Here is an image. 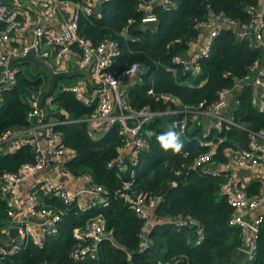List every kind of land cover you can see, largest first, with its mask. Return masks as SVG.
Instances as JSON below:
<instances>
[{
	"label": "trees",
	"instance_id": "1",
	"mask_svg": "<svg viewBox=\"0 0 264 264\" xmlns=\"http://www.w3.org/2000/svg\"><path fill=\"white\" fill-rule=\"evenodd\" d=\"M145 2L101 0V11L79 14V32L92 43L106 38L116 40L112 56L117 72L134 61L145 65L142 79L125 86L131 106L191 108L187 129L180 136L184 147L179 154L161 148L157 135L170 127L178 132L173 124L164 125V119L172 123L175 114L155 116L141 126L147 145L137 148L135 161L126 159L124 168L118 157L127 134L120 123L92 129L88 118L94 113L95 105L85 104L71 89L63 88L58 78L54 91L41 98L46 104L47 118L57 120L50 130L60 131L61 144L72 151L64 161L65 167L77 175L92 174L96 182L105 186L108 203L84 209L76 199L65 202L56 192L46 194L45 203L58 208L62 217L57 222V232L47 234L39 244L32 239L20 241L7 237L2 227L11 221L8 213L11 205L9 196L0 190V241L16 244L0 253L1 264H155L160 258L170 259L173 264H186L188 259L198 264H264V224L255 238L258 245L255 254L241 260L233 254L244 239L240 226L230 222L234 207L221 191L230 172L222 169L212 173L191 164L199 152L213 144H216L213 159L225 162L229 148L248 147L255 132L264 127V106H261L264 94L259 99L251 82L237 85L238 79L260 58L262 49L250 37H238L231 27L221 26L211 40L209 52L197 58L194 68L176 58L192 46L202 30L200 22L210 19L212 11H222L245 22L251 16L249 4L257 0H173L171 5L158 1L150 9L144 7ZM149 13L158 19L155 29L143 25V17ZM4 24L0 19V28ZM73 49L78 50L76 43ZM24 61L13 60V64L21 66ZM48 82L49 76L47 80L21 67L17 70L16 83L2 86L0 135L3 130L32 123L27 115L30 107L27 93L33 88L45 89ZM224 87L233 89L224 110L233 121L224 119L221 127L206 130L196 106L200 102L203 107L212 104ZM161 92L177 95L180 102L165 100ZM151 129L153 132L149 133ZM35 159L33 136L12 149L0 147V184L5 172H20L23 162ZM172 171L182 174L181 180L175 182ZM128 178L135 181L137 190L160 198L152 212L157 220L147 233L145 247L140 235L143 218L115 194V189ZM260 185L255 180L249 192L258 191ZM99 212L105 217L108 235L98 241L95 256L73 258L72 251L79 243H89L75 235V227L84 226L89 217ZM188 214L199 221L202 234L197 225L178 224L170 219Z\"/></svg>",
	"mask_w": 264,
	"mask_h": 264
},
{
	"label": "built area",
	"instance_id": "2",
	"mask_svg": "<svg viewBox=\"0 0 264 264\" xmlns=\"http://www.w3.org/2000/svg\"><path fill=\"white\" fill-rule=\"evenodd\" d=\"M37 1L46 3L52 8L59 9L61 14L60 30L53 33L54 40H51L48 36L44 35L45 31H48L46 26L43 23H37L34 25L33 30L32 40L34 41H31L32 43L30 44L26 43L22 45H14L11 43L12 35L19 30L22 24L21 16L16 12L10 11V7L7 4L0 2V19L5 21L4 27L0 28V102L2 100V86H12L17 80V70L20 69V66L13 64V57L26 53L32 45L39 48L40 54H47L50 56V54H52L51 52H53L52 50H47L43 53L41 48V41H45L46 39L53 41L56 46H58V50L55 52L59 57L71 46V44L76 43L79 51L76 60L77 67L87 71L88 77L92 81V89L94 92L90 93L86 87V83L82 80H78L71 84L61 83V86L71 89L85 104L95 105L94 113L88 118L92 129L96 130L99 126H107L111 123L119 122L127 134V139L120 148V151L127 144H131L135 148L146 146L147 137L142 134L141 126L145 121L158 115L168 116L175 114L173 125L176 130L180 133L186 131L188 126V111H191L189 106H168L164 109L151 108L149 106H142L140 108L131 106L127 89L123 85V82L125 77L138 74L141 65L140 62L134 61L121 72H117L113 67L114 59L112 56L113 52L116 50V40L113 38H106L97 43H92L85 35L79 32V14L81 12H93L96 6L100 5L101 0ZM156 1H161L166 5H171L173 2V0H146L144 7L150 9ZM248 10H250L251 16L250 19L245 22H239L237 19L229 17L222 11H212L210 19L200 22V26L202 27V30L199 32L200 38L203 37L205 33L207 34L204 43L200 45L199 49L195 51L191 58L178 54L176 58L183 61L185 65L194 68L197 58L209 52L211 40L217 34L221 26H229L235 31L236 36H248L262 49L260 58L253 62L248 72L237 81V85L251 82L256 90L258 86H262V91L257 90L260 99L264 94V0H257V2L249 4ZM150 18L157 17L153 13H149L143 17V20ZM61 60H57V62L59 63ZM53 65L56 68L54 63ZM60 67L61 68L58 70L64 69V66L62 67L61 65ZM141 73L139 75H141ZM42 90L43 87L39 89L33 88L27 93V99L30 103L27 115L28 118L32 120V127H34L32 136L36 159L23 162L21 166L22 171L20 172H5L3 174L0 190L5 195L10 196L14 194L17 191V184L29 175L45 167L50 158L56 159L58 165L62 167L64 161L68 159L72 153L70 149L61 144L63 136L60 131L49 130L46 135L45 143H42L38 137V124H47L49 126L57 121L47 123L45 120L47 108L46 104L41 101L42 97L40 93ZM232 90V88L224 87L219 90V96L212 104L203 107V102H200L199 106H196L198 112L201 114L200 116L203 114L209 115V124L206 130L209 128L221 127L224 119L230 120L231 122L233 121L232 118L224 114V110L229 103V93ZM150 92H154V90L150 88ZM160 95L165 100L174 101L176 104L180 102L179 97L173 93L161 92ZM261 106H264L263 99H261ZM200 107L201 109H199ZM20 129L21 127L3 130L0 135V147L12 149L14 147L13 142L20 136ZM148 132L152 133L153 129ZM5 145L6 147H4ZM215 148L216 144H213L208 150L199 152L193 158L191 162L192 166L203 167L212 173L220 171L221 169L212 165L213 162H215L213 159ZM131 160L135 161V158ZM109 163L112 164V161ZM220 163L224 168H231L234 164L261 166L264 168V127L255 132L248 147L239 149L229 148L228 159ZM82 175H86L88 183L87 186L81 190V193H88L91 197L86 203L80 201L77 197L79 194L70 193L65 184L58 183L55 180L48 179L45 186L41 187L56 192L65 202H69L72 199L78 200L81 207L84 209L97 204L108 203V197L105 196L104 193L106 190L105 186L102 183L96 182L90 173H83ZM135 185V181L132 178L125 179L122 184L115 189V194L122 197L123 200L129 203L143 218L144 222L140 235L143 237V247H145L148 243L146 238L147 233L157 220L152 215V212L160 198L156 195H147L137 190ZM36 187L39 186H33L28 192V200L30 202L29 214L40 218L39 221H36V225H31L28 219L21 217L13 206H10L8 213L11 215L10 220L12 219L10 222L18 225L19 235L14 238L20 241L32 239L42 244L47 234L57 232V222L61 219L62 213L55 206L41 201L36 193ZM221 191L227 195L228 201L234 207L230 222L240 226L243 238L251 236L253 239L248 247H244V244L240 246L247 250L248 256H251L256 253L258 248L255 238L258 234L260 225L264 224V213H259L256 217L249 218L241 210L243 208L248 210L255 208L261 202V197H251L247 195L243 187L236 184L235 177L232 174L222 183ZM170 219L178 224L197 225L198 232L202 234L199 221L190 214L179 215L171 217ZM74 233L79 238L86 239L89 243H79L72 251L73 258L79 259L84 256H95L97 254L98 241L108 235L103 213L99 212L89 217L84 226L75 227ZM11 242L10 240L0 241V253H4L16 247V244L10 245ZM8 245L11 246V248H9ZM155 264H173V261L160 258ZM186 264L198 263H193L188 259Z\"/></svg>",
	"mask_w": 264,
	"mask_h": 264
},
{
	"label": "crops",
	"instance_id": "3",
	"mask_svg": "<svg viewBox=\"0 0 264 264\" xmlns=\"http://www.w3.org/2000/svg\"><path fill=\"white\" fill-rule=\"evenodd\" d=\"M1 3H5L10 7V11L16 12L21 16L22 24L19 28V30L12 35L11 43L14 45H22L29 42V40L32 41L33 39V30L34 25L37 23H43L49 32L55 33L60 30V20H61V14L58 8H52L50 5H47L46 3L38 2L37 0H0ZM158 2V1H156ZM5 25V24H4ZM208 31V30H207ZM206 33L203 35V37L200 38V36L197 37V39L193 42L192 46L189 47L186 51L181 53L184 57L191 58L192 55L195 53L197 49H199L200 45L204 43L206 40ZM44 44H46L48 50H52L54 52H51L50 57L52 58V62L55 64L56 68H61L60 66L66 70L68 69H75L77 67V57H78V50L73 49V44L67 48L64 53L59 57L57 56V47L56 44L46 39L44 41ZM60 47V46H59ZM56 54V55H55ZM62 57V60H61ZM57 60H61L58 63ZM19 65V64H17ZM60 65V66H59ZM20 66V65H19ZM21 68V66H20ZM63 69V70H64ZM79 69L78 73H74L73 75H76L77 78L75 81L71 83H75L78 80H82L86 83V87L89 90L90 93H93L92 89V81L88 77L87 71L83 69ZM72 76V75H70ZM141 80V75H132L125 77V80L123 82L124 86H128L131 83H133L135 80ZM62 83V82H60ZM70 83V84H71ZM49 84V82H48ZM47 84V86H48ZM62 85V84H61ZM231 93V92H230ZM229 93V97L231 96ZM169 116V115H168ZM45 120L47 123H50L51 121H56L53 117L47 118V114L45 117ZM167 120L168 123L171 125L173 124L170 122L169 119ZM106 127V125H102L100 129ZM34 127H32V123L29 126H22L21 127V133L20 136L13 142V145L19 144L20 142L25 141L26 139L30 138L32 136V130ZM50 130V125L47 124H38L37 125V133L39 134V139L42 143H45L46 135ZM6 147V145L4 146ZM137 154V148H135L131 144L125 145L119 154V161L121 166L124 168L126 167L125 160L126 159H132L135 158ZM212 165H215V167L219 169H226L230 174H232L235 177L236 184L243 187L247 195L249 196H260L261 202L252 209H245L243 208L241 211L249 218L256 217L259 213H264V168L261 166H246V165H239L234 164L231 168H224L221 163L215 161ZM48 179H52L57 181L58 183H63L67 187L68 191L73 194H79L77 196L80 201L83 203H86L88 199H90V195L88 193H81V190L87 186L88 179L86 175L82 174H74L71 171L67 170L65 165L62 167L58 165V162L54 158H50L45 167L38 170L32 175H29L22 181H20L17 184V191L14 194H11L9 196L10 205L15 207L17 210V213L30 221L31 225H36V221H39L40 218L36 217L35 215L29 214L30 209V202L28 200V192L32 189L33 186H39L36 187V193L45 203L46 201V194L48 193H55L52 190L46 189L41 186H45V183ZM255 180H259L261 182L260 189L256 192H249V187L255 182ZM47 203V202H46ZM12 220V219H11ZM16 222V221H15ZM17 223V222H16ZM14 225L12 222L2 227V230L6 233L8 238H14L17 236H10V226ZM244 241L242 245L244 247H248L252 242V237L247 236L243 238Z\"/></svg>",
	"mask_w": 264,
	"mask_h": 264
},
{
	"label": "water",
	"instance_id": "4",
	"mask_svg": "<svg viewBox=\"0 0 264 264\" xmlns=\"http://www.w3.org/2000/svg\"><path fill=\"white\" fill-rule=\"evenodd\" d=\"M96 10L101 11L102 7L98 6L96 8ZM143 25L145 27H151V28L155 29L158 25V19L157 18L145 19L143 21ZM47 59H48L47 54H40L38 47L35 45H32L26 53L21 54V55L16 56V57H13V60H25L28 62L31 61L34 63V65L36 67L43 66L44 68H46L48 76H49V84L45 89H43L41 91L40 95L42 98L48 96L49 94H51L54 91L57 79L59 77L70 76V75H73L74 73L79 72L78 68L68 69V70H66V69L56 70L55 67ZM144 69H145V65L141 64L140 68L138 70V74H140L142 71H144ZM194 72H198V69H195ZM262 89H263L262 86L257 87L258 91H262ZM257 97L259 98V95ZM201 122L203 123L204 128L206 129L208 127V124H209V115L203 114L201 116ZM164 125L168 127L169 126L168 121H164ZM172 174H173L176 182L181 180L182 174H178L174 171H172ZM9 232H10V236H12V237L18 236L19 235L18 225L14 224V225L10 226ZM233 254L239 260L248 257L247 250L245 248H242V247H237L234 250ZM50 264H54V262H52Z\"/></svg>",
	"mask_w": 264,
	"mask_h": 264
},
{
	"label": "rangeland",
	"instance_id": "5",
	"mask_svg": "<svg viewBox=\"0 0 264 264\" xmlns=\"http://www.w3.org/2000/svg\"><path fill=\"white\" fill-rule=\"evenodd\" d=\"M98 6H96V8H97ZM96 8H95V10L94 11H96V12H99V11H97L96 10ZM44 35H46V36H48L49 37V39H51V40H54V36H53V33H51V32H48V31H45V34ZM42 40V39H41ZM34 40H32V42H33ZM46 41V40H45ZM31 42V40H29V44L30 43H32ZM42 43H41V48H42V52L44 53L45 51H47L48 49H50V48H48V47H46L47 45L46 44H44V41L42 40L41 41ZM39 49V48H38ZM53 55H54V53H53ZM48 56V55H47ZM52 57V56H51ZM50 56H48V61L53 65V63H52V58H51ZM54 66V65H53ZM21 67L22 68H24V69H29V70H31L34 74H39V75H42V76H45L46 78H47V80H48V73H47V70H46V68H44L43 66H38V67H36L35 65H34V63L33 62H27V61H24L23 63H21ZM76 78H77V76L76 75H72V76H62V77H59V80H60V82H62V83H66V84H70L71 82H73V81H75L76 80Z\"/></svg>",
	"mask_w": 264,
	"mask_h": 264
},
{
	"label": "clouds",
	"instance_id": "6",
	"mask_svg": "<svg viewBox=\"0 0 264 264\" xmlns=\"http://www.w3.org/2000/svg\"><path fill=\"white\" fill-rule=\"evenodd\" d=\"M180 136L181 133L172 130L170 127L166 132L157 135L156 140L163 150L171 149L174 153L179 154L184 147Z\"/></svg>",
	"mask_w": 264,
	"mask_h": 264
}]
</instances>
